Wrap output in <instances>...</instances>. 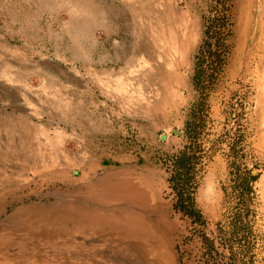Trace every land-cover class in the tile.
I'll return each instance as SVG.
<instances>
[{
    "label": "rangeland",
    "instance_id": "374dc122",
    "mask_svg": "<svg viewBox=\"0 0 264 264\" xmlns=\"http://www.w3.org/2000/svg\"><path fill=\"white\" fill-rule=\"evenodd\" d=\"M0 264H264V0H0Z\"/></svg>",
    "mask_w": 264,
    "mask_h": 264
}]
</instances>
